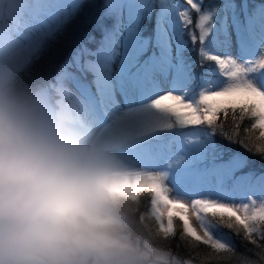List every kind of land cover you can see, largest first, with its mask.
<instances>
[{"label":"snow or ice","instance_id":"obj_1","mask_svg":"<svg viewBox=\"0 0 264 264\" xmlns=\"http://www.w3.org/2000/svg\"><path fill=\"white\" fill-rule=\"evenodd\" d=\"M64 3L63 28L88 10L72 72L96 109L117 116L118 189L147 197L140 219L171 264H264V143L250 147L251 130L264 142V0ZM24 15V5L0 13V26ZM16 85L40 88L37 77ZM237 112L253 121L243 151L225 143L240 125L229 133L219 123Z\"/></svg>","mask_w":264,"mask_h":264},{"label":"clouds","instance_id":"obj_2","mask_svg":"<svg viewBox=\"0 0 264 264\" xmlns=\"http://www.w3.org/2000/svg\"><path fill=\"white\" fill-rule=\"evenodd\" d=\"M111 140L0 90V264H171Z\"/></svg>","mask_w":264,"mask_h":264},{"label":"rangeland","instance_id":"obj_3","mask_svg":"<svg viewBox=\"0 0 264 264\" xmlns=\"http://www.w3.org/2000/svg\"><path fill=\"white\" fill-rule=\"evenodd\" d=\"M3 0L0 13L17 12L22 5L26 15L12 26L0 29V87L10 78L14 69L20 68L28 59V53L44 36H48L68 15L64 11L67 5L64 0ZM75 57L73 58V60ZM73 60L57 75L56 93L59 98L52 105L47 91L41 92L37 103L31 107L39 112L51 114L54 118L67 122L74 127L95 131L102 138L112 140L117 131V116L101 113L87 99L85 92L76 82L72 72ZM71 82L72 87H69ZM111 122V124L107 125ZM107 125V126H106ZM106 126V127H105ZM194 226L201 231L195 217Z\"/></svg>","mask_w":264,"mask_h":264},{"label":"trees","instance_id":"obj_4","mask_svg":"<svg viewBox=\"0 0 264 264\" xmlns=\"http://www.w3.org/2000/svg\"><path fill=\"white\" fill-rule=\"evenodd\" d=\"M31 3L32 0H28ZM93 0H89L92 3ZM98 5L102 3V0H95ZM98 10V9H96ZM86 9H81V11L74 16L68 24L63 28L68 17L60 22V24L55 27L48 36L42 37L28 53L27 61L17 69H14L10 75V78L0 87V90L6 89L12 94L19 97L21 100L25 101L30 106L37 103L36 97L43 91L49 93V99L52 105L56 106L55 100L59 98L56 93L57 75L66 67V63L73 60V54L80 47L85 39V33L91 28V24H86L84 22ZM196 14L192 13V20L195 21ZM63 28V29H62ZM0 29H4V26H0ZM62 29V30H61ZM61 30V31H60ZM191 30V28L189 29ZM199 47V45H197ZM193 59H196V54L193 53ZM37 77L40 82V88L32 89L27 87H19L16 82L21 79H30ZM240 114L236 113V120L233 121L232 113H229L227 121L221 116L219 118V123L223 124L224 132H231L234 127V123L240 125L239 136H234L232 141L225 139V143L232 144L233 147L245 150L240 145V140L245 139L244 130L250 129L253 123L252 119L245 117L242 121L239 119ZM111 124L109 123L107 125ZM106 125V126H107ZM105 126V127H106ZM217 139H221V134L217 132ZM259 136V130H251L250 137L251 143L259 144L264 143L259 141L257 137ZM257 160V165H259V157H255ZM142 208L148 206V199L145 197L142 201ZM151 223V221H149ZM176 226L180 228V222L177 220ZM201 250H205V246L201 245Z\"/></svg>","mask_w":264,"mask_h":264}]
</instances>
